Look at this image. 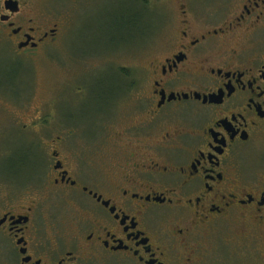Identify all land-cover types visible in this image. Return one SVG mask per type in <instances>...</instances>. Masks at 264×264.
Segmentation results:
<instances>
[{"label":"flooded vegetation","instance_id":"af4514ba","mask_svg":"<svg viewBox=\"0 0 264 264\" xmlns=\"http://www.w3.org/2000/svg\"><path fill=\"white\" fill-rule=\"evenodd\" d=\"M169 11L152 50L76 55L68 11L0 0V67L43 77L23 129L36 176L0 178V264H199L209 229L264 226V159L246 154L264 135V0Z\"/></svg>","mask_w":264,"mask_h":264},{"label":"rangeland","instance_id":"374dc122","mask_svg":"<svg viewBox=\"0 0 264 264\" xmlns=\"http://www.w3.org/2000/svg\"><path fill=\"white\" fill-rule=\"evenodd\" d=\"M175 1L140 0L135 4L133 0H99L89 5L88 0H52V3L68 11L71 18L69 34L61 46L82 55L130 44L142 45V51L152 50L168 32L166 16ZM26 72L20 74L23 83H19L14 70L0 67V178L12 176L30 181L37 173L36 156L28 152L31 141L23 135V129H34L41 114L38 113L42 104L38 85L43 77L39 71L30 76ZM56 78L61 83L68 77L61 73ZM31 82L32 94L26 87ZM26 91L31 98L18 100L16 95ZM57 105L61 120L68 123L70 117L72 122V105L64 100H59ZM246 149L248 161L263 160L264 135ZM199 244L202 254L199 264H264V226H257L253 221L235 218L229 223H220L203 234Z\"/></svg>","mask_w":264,"mask_h":264}]
</instances>
